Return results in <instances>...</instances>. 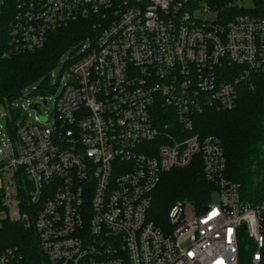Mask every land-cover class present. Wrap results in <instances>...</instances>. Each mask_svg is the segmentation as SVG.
<instances>
[{
	"label": "built area",
	"instance_id": "built-area-1",
	"mask_svg": "<svg viewBox=\"0 0 264 264\" xmlns=\"http://www.w3.org/2000/svg\"><path fill=\"white\" fill-rule=\"evenodd\" d=\"M243 0H0L5 58L44 47L71 22L95 35L66 55L69 83L47 116L0 123V229L32 225L48 264H264V200L244 202L222 141L196 132L208 109L232 111L264 76V19L227 15ZM13 7V8H12ZM36 89V88H35ZM47 101V104L44 103ZM200 157L214 200L150 220L162 176ZM189 211V212H188ZM17 247L0 264H21Z\"/></svg>",
	"mask_w": 264,
	"mask_h": 264
},
{
	"label": "trees",
	"instance_id": "trees-1",
	"mask_svg": "<svg viewBox=\"0 0 264 264\" xmlns=\"http://www.w3.org/2000/svg\"><path fill=\"white\" fill-rule=\"evenodd\" d=\"M251 8L226 7L221 2L224 16L251 15L264 19V0H252ZM13 8V7H12ZM8 18L0 21V103L17 98L21 92L39 83L34 93L48 95L50 72L64 54L77 50L95 35L93 20H79L50 32L44 47L5 58L8 49ZM196 132L216 136L223 144L226 157V176L240 185L244 202L257 204L264 200V76L258 77L254 92L244 91L238 107L232 111L208 109L196 117ZM216 187L205 175L200 157L187 168L173 169L162 176L153 194L150 220L168 228L169 213L179 202L190 203L201 212L215 198ZM187 202V203H185ZM17 247L22 253L21 264H48L34 227L22 223L5 222L0 229V248ZM250 263V254L242 251L241 264Z\"/></svg>",
	"mask_w": 264,
	"mask_h": 264
},
{
	"label": "rangeland",
	"instance_id": "rangeland-1",
	"mask_svg": "<svg viewBox=\"0 0 264 264\" xmlns=\"http://www.w3.org/2000/svg\"><path fill=\"white\" fill-rule=\"evenodd\" d=\"M241 6L245 7V8H251L253 6V1L252 0H243ZM70 52L71 51L64 54V56L61 58V60L57 64V66L54 69H52V71L50 72L51 89H50V92L48 93L49 106L46 108V110H47L46 114L49 117H52V114H55L57 99L61 96L63 88L65 87V85L67 83H69V80H70L68 73L64 72V67H65V63H66L65 57H66V55L70 54ZM38 85H39V83H35L34 85H31V86L25 88L21 92L22 97L18 101V104L20 106L23 105L24 110H22V112L19 116L20 120L21 119H27L31 122H36V118H37L36 112L34 110H32L30 108V106L32 104L38 103L40 101V96L34 93V90H35V88H37ZM2 112H3V107L0 105V123L4 124L6 126L7 119L5 117H2ZM185 203H187V202H185ZM188 205H190V203H187V205H186L187 210L190 209V207Z\"/></svg>",
	"mask_w": 264,
	"mask_h": 264
},
{
	"label": "water",
	"instance_id": "water-1",
	"mask_svg": "<svg viewBox=\"0 0 264 264\" xmlns=\"http://www.w3.org/2000/svg\"><path fill=\"white\" fill-rule=\"evenodd\" d=\"M47 104V101H44ZM32 108L40 115L43 116V108H40L37 104H33Z\"/></svg>",
	"mask_w": 264,
	"mask_h": 264
}]
</instances>
